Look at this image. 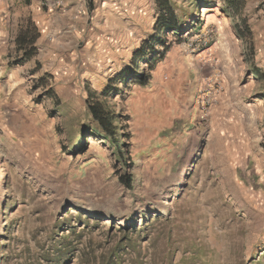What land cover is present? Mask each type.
<instances>
[{
  "label": "rangeland",
  "instance_id": "374dc122",
  "mask_svg": "<svg viewBox=\"0 0 264 264\" xmlns=\"http://www.w3.org/2000/svg\"><path fill=\"white\" fill-rule=\"evenodd\" d=\"M235 3L0 0V251L27 260L9 264H264V0ZM147 49L148 83L123 82Z\"/></svg>",
  "mask_w": 264,
  "mask_h": 264
},
{
  "label": "trees",
  "instance_id": "16d2710c",
  "mask_svg": "<svg viewBox=\"0 0 264 264\" xmlns=\"http://www.w3.org/2000/svg\"><path fill=\"white\" fill-rule=\"evenodd\" d=\"M228 1L231 4L230 6L232 7L236 6L235 0H228ZM162 22H165V23L160 25V27L157 29V35L154 37V39L150 41V47L152 46L153 41H155L156 44H163L164 39H161V38H164L166 31L168 32L170 30H174L172 29V27L168 25L169 21H167V19L162 20ZM160 35H162L163 37ZM37 38H38L37 30L32 24L28 22L24 26H21V28L19 29L15 37V43L17 44L18 49L22 52L21 58L17 62V64L23 61H27L34 56L36 52L35 41ZM149 49H147L145 52L143 51L140 55H138V57L134 60L135 64L133 65V67L130 68L128 72L123 73L121 75L123 82L127 80L128 77L131 76L134 78V79H131V82L133 83H138L141 85H146L148 83L149 77L147 75H142L141 73H137V72L133 73V68L134 69L142 68V65L140 64L139 60L142 59L143 56L146 55L148 52H150ZM163 56H164V53L160 56L158 54V51L155 50L151 53V55H149L148 57L142 60L150 61V63L153 65L158 59H162ZM253 74H255V78H261L263 77L264 73L261 69L256 68L253 70ZM111 92H109L107 95H109ZM88 109L98 129L105 135V138L111 139L116 150L118 151L122 143H119L118 142L119 138L117 136L115 137V134H113L114 113L103 109L101 105L98 103H88ZM81 147H82L81 150H83L85 145L83 144ZM5 178H7L6 171H5ZM119 179L127 187L131 186V177L129 176V174L125 173L123 175H120ZM3 236L6 240V243L4 246L5 248H8V242L11 239H10L7 227H6L5 233H3ZM56 252L58 253L59 249H57ZM13 256L14 258H16L15 260H19V261L23 260L24 263L27 262L26 258L22 257L20 253L9 254V253H4L3 251H0V264H9V261L10 259H12ZM45 257H47L45 253L42 255H37L36 257H33L32 261L37 262L36 264H43V262L46 261Z\"/></svg>",
  "mask_w": 264,
  "mask_h": 264
},
{
  "label": "crops",
  "instance_id": "0c3cea01",
  "mask_svg": "<svg viewBox=\"0 0 264 264\" xmlns=\"http://www.w3.org/2000/svg\"><path fill=\"white\" fill-rule=\"evenodd\" d=\"M6 41L7 40L5 39V37H3V40H1L2 43L0 44H3V43L5 44ZM4 46H6V44ZM6 52L7 50L3 52L0 47V72L1 73L8 72L9 71L8 69H10L11 67L9 64L10 61L8 59L9 55H7Z\"/></svg>",
  "mask_w": 264,
  "mask_h": 264
},
{
  "label": "bare ground",
  "instance_id": "6f19581e",
  "mask_svg": "<svg viewBox=\"0 0 264 264\" xmlns=\"http://www.w3.org/2000/svg\"><path fill=\"white\" fill-rule=\"evenodd\" d=\"M3 178H4V175H3V173H2V174H1V178H0V179H1V180H3Z\"/></svg>",
  "mask_w": 264,
  "mask_h": 264
}]
</instances>
